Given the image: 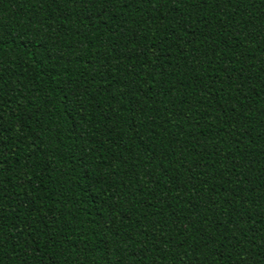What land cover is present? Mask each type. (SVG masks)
<instances>
[{
  "label": "trees",
  "instance_id": "1",
  "mask_svg": "<svg viewBox=\"0 0 264 264\" xmlns=\"http://www.w3.org/2000/svg\"><path fill=\"white\" fill-rule=\"evenodd\" d=\"M0 22V264H264V0Z\"/></svg>",
  "mask_w": 264,
  "mask_h": 264
},
{
  "label": "snow or ice",
  "instance_id": "2",
  "mask_svg": "<svg viewBox=\"0 0 264 264\" xmlns=\"http://www.w3.org/2000/svg\"><path fill=\"white\" fill-rule=\"evenodd\" d=\"M73 2H75V0H73ZM129 2L132 3L133 5H135L137 2L150 4V3H152V0H129ZM158 2H159V0H158ZM165 2H166V0H165ZM201 2L206 4L207 0H201ZM125 6H127V4ZM161 6H163V5H161ZM3 27H4L3 22H0V34H2ZM0 118H2V117H0ZM0 143H2V142H0ZM0 163H2V161H0ZM2 246H3V241L0 240V247H2ZM109 255H112V253L109 252ZM113 264H120L119 258H117L115 261H113Z\"/></svg>",
  "mask_w": 264,
  "mask_h": 264
}]
</instances>
